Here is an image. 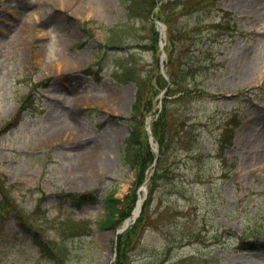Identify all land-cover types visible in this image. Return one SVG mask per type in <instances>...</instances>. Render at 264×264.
Returning <instances> with one entry per match:
<instances>
[{
	"label": "rangeland",
	"instance_id": "1",
	"mask_svg": "<svg viewBox=\"0 0 264 264\" xmlns=\"http://www.w3.org/2000/svg\"><path fill=\"white\" fill-rule=\"evenodd\" d=\"M175 1L145 0L140 14L137 0L133 10L129 0H0V264L116 260L120 224L99 221L106 196L134 187L121 159L136 91L125 73L157 91L152 15L166 26L165 71L170 26L169 70L176 77L189 64L188 87L201 94L182 104L160 85L143 117L158 116L162 94L187 124L165 148L169 170L129 238L127 264H264V3L209 1L180 14ZM65 218L90 228L64 240ZM37 239L63 241L66 260L43 256Z\"/></svg>",
	"mask_w": 264,
	"mask_h": 264
},
{
	"label": "trees",
	"instance_id": "2",
	"mask_svg": "<svg viewBox=\"0 0 264 264\" xmlns=\"http://www.w3.org/2000/svg\"><path fill=\"white\" fill-rule=\"evenodd\" d=\"M135 1L136 0H129V10H133ZM138 1L139 5H137V9H140V14H142V8L145 6V0H137V4ZM209 1H213L211 3H214V1L218 2L219 0H177L173 3L175 6L177 5L176 7H178L180 14H190L196 10L199 11L205 6L211 4ZM161 4H163V1ZM219 25L222 24L215 22L209 24L208 26L211 28ZM225 27H227V25ZM173 32L174 29L168 26L167 39L171 45L172 50H174L173 42L175 39ZM113 34L114 33L112 32V30L111 32L109 31L110 40L111 38H113ZM172 50L168 51L169 59L166 62V72L169 75L170 80L169 85L167 86L166 80L161 74L157 75V81L154 83V85L157 87V91L160 85L163 87L167 86L166 94L169 95L178 92V95L175 97V101L182 104H188L191 102L192 98H194L196 95H200L201 91L198 90V88L192 90L190 87H188V82H190L187 80L189 76V64H184L181 71L179 73L177 72L176 77H173L172 72L169 70L170 60H173V58H171ZM125 78L131 79L136 83V91L129 111L130 116L126 118V121L130 125V130L127 137L125 138L124 151L121 159L125 164L129 166V168L133 169L134 171V187L130 189L129 193L125 194L123 199L113 197L112 194H109L105 197L108 211L105 217L99 221V224L101 226H105L108 224L119 225L122 220L129 215L130 210L132 209L137 197V187L147 176L146 170L155 158V154L152 153L150 149V145L144 131L143 117L154 107L153 98L157 93L156 88L153 87L150 82H148L146 76H142L141 78L137 77L136 79V77L131 75L129 69L126 70ZM175 87L178 88L174 89ZM170 103L169 100L162 99V104L158 116L155 117L151 123L152 134L154 135V138L157 139L160 143V154L154 170L149 177V193L143 202L142 211L139 217L132 225L128 226L124 230L126 233H124L123 231L117 236L116 260L112 264H127V246L130 242L129 238L133 236L131 234L136 231L137 224L141 222L142 216L147 209L149 199L151 198V193L157 183V180L160 177L167 175L169 170L168 164L164 160L165 148H167L174 140H182L179 136V130L177 129L180 128V135L184 134V127L187 123H185L181 118L173 119V117L170 116ZM0 191L4 195V197L0 201V209H3L7 205L6 200L8 198V195L2 187H0ZM14 215H18L17 212L14 213ZM89 228V222L85 220L75 221L71 218H65L57 222V230L61 238H63L64 240L67 238V236L71 235V233L73 234L74 232L79 233L82 231H88ZM35 243L43 256H50V254L54 251L55 253L57 252L58 254H62V261H65L67 254H69V251H67V247L63 241L61 243H51L50 241L45 242L41 239H37ZM244 244L246 245L245 248H254L255 246L251 241H245Z\"/></svg>",
	"mask_w": 264,
	"mask_h": 264
},
{
	"label": "water",
	"instance_id": "3",
	"mask_svg": "<svg viewBox=\"0 0 264 264\" xmlns=\"http://www.w3.org/2000/svg\"><path fill=\"white\" fill-rule=\"evenodd\" d=\"M155 22H156V23H159L157 19H155ZM163 28H164V26H163L161 29H159V31H160L161 34H162V31H163ZM159 49H160V51H161V56H160V59H161L160 69H161V72L163 73V75H165V73H164V65H163V63H162V59H163L165 53H164V51H163V49H162V44H161V43H160V45H159ZM149 124H150V117H149L148 120L146 121V129H147V131H148V133H149V139H151V136H150V130H149ZM129 223H131V221H129V219L126 220L125 223H124L120 228H118V229L116 230V234L122 232V231H123L128 225H129Z\"/></svg>",
	"mask_w": 264,
	"mask_h": 264
},
{
	"label": "bare ground",
	"instance_id": "4",
	"mask_svg": "<svg viewBox=\"0 0 264 264\" xmlns=\"http://www.w3.org/2000/svg\"><path fill=\"white\" fill-rule=\"evenodd\" d=\"M257 2H260V3L263 4L264 3V0H257ZM263 74H264V70L262 72V76H263ZM56 135L58 136V132L56 133ZM258 159L264 160V156H258ZM142 193H143V191H141L140 194H139V196H138V199H137V202L135 204V207H134V209L132 211V216H131L130 220H132L137 215V213L140 210V206H141V202H142Z\"/></svg>",
	"mask_w": 264,
	"mask_h": 264
}]
</instances>
